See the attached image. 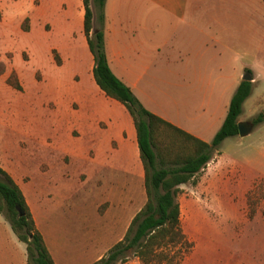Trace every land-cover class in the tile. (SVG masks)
<instances>
[{
	"label": "crops",
	"instance_id": "0c3cea01",
	"mask_svg": "<svg viewBox=\"0 0 264 264\" xmlns=\"http://www.w3.org/2000/svg\"><path fill=\"white\" fill-rule=\"evenodd\" d=\"M52 4V8L48 5L50 33L60 30L67 39L71 37L70 17L75 16L84 34L83 0H77L76 6L68 0ZM91 8L94 31L104 32L112 72L152 114L211 144L226 120L238 87L250 76L248 82L253 89L239 122H252L245 116L244 107L264 76L263 0H106L103 25L93 2ZM37 11L33 4L27 5L22 28ZM56 51L77 66L89 64L92 92L83 96L93 104L97 100L101 103L92 115L98 136L89 154L78 158L81 154L64 152L66 156L61 158L67 168L77 159L85 161L84 166L90 164L77 170L75 193L70 185L68 189L71 194H87L90 201L86 208L74 207L65 215L60 212V201L66 197L67 185L58 179L52 183L48 180V205L43 219L26 186L30 181L22 185L11 176L24 194L55 264H93L123 240L134 217L145 206L146 171L131 115L121 103L108 98L94 79L95 60L87 39L81 48L54 47ZM105 97L109 99L108 108L103 104ZM239 137L224 140L215 154L221 155L223 146ZM216 157L212 154L208 166ZM65 177L70 178V174L61 175ZM101 206L106 208L103 214L99 212ZM84 236L86 247L75 248ZM71 242L77 244L71 247ZM0 264H28L26 245L18 240L3 216Z\"/></svg>",
	"mask_w": 264,
	"mask_h": 264
},
{
	"label": "rangeland",
	"instance_id": "374dc122",
	"mask_svg": "<svg viewBox=\"0 0 264 264\" xmlns=\"http://www.w3.org/2000/svg\"><path fill=\"white\" fill-rule=\"evenodd\" d=\"M30 1L0 0V62L6 66L0 76V167L22 185L30 181L26 186L44 219L48 180L52 183L58 179L67 185L66 197L60 201L61 213L68 215L74 207L86 208L90 201L85 193L74 194L77 170L90 164L84 166L85 161L77 159L67 168L61 158L66 156L64 152L81 154L78 158L89 154L98 136L92 115L101 103L97 100L93 104L83 96L92 92L89 64L77 66L57 51L60 63L55 58L54 47L81 48L85 44L81 24L78 26L72 16L71 37L67 39L60 30L52 34L48 5L52 8L55 0ZM68 1L77 5V0ZM29 4L38 11L22 28L21 19ZM13 71L22 90L7 83ZM254 91L244 107L245 116L252 120L260 113L264 115V76ZM105 98L103 104L108 108L109 99ZM213 154L217 155L214 162L207 164L195 181L184 185L177 199L181 228L193 244L188 253L183 251L181 264H264V198L257 191L264 180V122L248 136L224 145L221 155ZM68 173L70 178H61ZM91 187L89 184L88 189ZM105 209L101 206L100 214ZM86 239L84 236L83 241L71 242L70 246L85 248ZM118 264L141 262L130 252L129 258Z\"/></svg>",
	"mask_w": 264,
	"mask_h": 264
},
{
	"label": "trees",
	"instance_id": "16d2710c",
	"mask_svg": "<svg viewBox=\"0 0 264 264\" xmlns=\"http://www.w3.org/2000/svg\"><path fill=\"white\" fill-rule=\"evenodd\" d=\"M83 1L84 34L95 60L94 79L108 98L126 108L134 121L140 156L146 171L147 193L145 206L134 217L123 240L93 264H118L129 258L130 252L141 264H181L183 251L188 253L193 244L181 228V208L177 201L180 186L195 181L196 176L212 160L213 151L224 140L239 136V118L244 103L252 93V83L244 81L240 84L232 98L226 120L214 140L211 144L202 142L148 111L131 88L114 75L108 62L104 32L102 29L94 31L91 8L93 2L99 11V22L103 25L106 0ZM54 53L60 63L59 56ZM5 72L6 66L0 62V76ZM7 83L16 90H22L15 71ZM263 122V114L252 120L255 126ZM262 188L264 180L257 189L261 198H264ZM0 214L10 224L18 240L26 244L28 264H55L21 188L1 167Z\"/></svg>",
	"mask_w": 264,
	"mask_h": 264
},
{
	"label": "water",
	"instance_id": "95a60500",
	"mask_svg": "<svg viewBox=\"0 0 264 264\" xmlns=\"http://www.w3.org/2000/svg\"><path fill=\"white\" fill-rule=\"evenodd\" d=\"M251 79L252 78L250 76H246L244 78V80H246V81H251ZM238 128H239V136L240 137H246L252 133V131L255 128V125L252 122H239Z\"/></svg>",
	"mask_w": 264,
	"mask_h": 264
}]
</instances>
